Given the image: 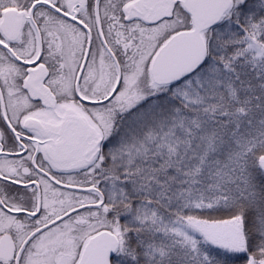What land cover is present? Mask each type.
<instances>
[{"label":"snow or ice","instance_id":"6c2138e0","mask_svg":"<svg viewBox=\"0 0 264 264\" xmlns=\"http://www.w3.org/2000/svg\"><path fill=\"white\" fill-rule=\"evenodd\" d=\"M0 264H264V0H0Z\"/></svg>","mask_w":264,"mask_h":264}]
</instances>
